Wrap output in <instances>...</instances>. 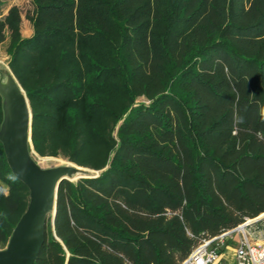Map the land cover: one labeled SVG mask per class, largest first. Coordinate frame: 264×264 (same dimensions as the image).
Masks as SVG:
<instances>
[{
	"label": "trees",
	"instance_id": "1",
	"mask_svg": "<svg viewBox=\"0 0 264 264\" xmlns=\"http://www.w3.org/2000/svg\"><path fill=\"white\" fill-rule=\"evenodd\" d=\"M30 2L0 45L34 150L98 171L61 182L34 264H180L264 211V0ZM28 203L0 141V249Z\"/></svg>",
	"mask_w": 264,
	"mask_h": 264
},
{
	"label": "water",
	"instance_id": "2",
	"mask_svg": "<svg viewBox=\"0 0 264 264\" xmlns=\"http://www.w3.org/2000/svg\"><path fill=\"white\" fill-rule=\"evenodd\" d=\"M0 69V94L3 119L0 141L14 176L29 189V203L5 248L0 249V264H34L45 241L48 216L54 221L58 189L63 180H75L83 166L43 167L33 157V113L29 98L10 68ZM78 174V175H77Z\"/></svg>",
	"mask_w": 264,
	"mask_h": 264
},
{
	"label": "built area",
	"instance_id": "3",
	"mask_svg": "<svg viewBox=\"0 0 264 264\" xmlns=\"http://www.w3.org/2000/svg\"><path fill=\"white\" fill-rule=\"evenodd\" d=\"M264 231V211L222 233L203 239L180 264H264V236L259 242H252L249 233ZM239 232L241 237L235 250L233 263L221 261L220 249L226 241Z\"/></svg>",
	"mask_w": 264,
	"mask_h": 264
},
{
	"label": "rangeland",
	"instance_id": "4",
	"mask_svg": "<svg viewBox=\"0 0 264 264\" xmlns=\"http://www.w3.org/2000/svg\"><path fill=\"white\" fill-rule=\"evenodd\" d=\"M10 5H19L24 19V22L21 25V30L23 35H27V29L26 25H29L28 20L26 19V13L32 8L30 0H4V3L0 6V17L4 15L6 12V9ZM9 44V39L7 38L5 42H3L0 45V69L3 71L8 69V60H9V55L7 53V46ZM33 157L39 162V164L43 167H54V166H61V165H66L68 163H74L72 161L67 160L64 157H55V156H48L50 158H43L47 156H40L37 153L33 152ZM76 164V163H74ZM84 171L81 172V175L83 176H91V175H97L98 171H95L93 169L83 167ZM78 175V174H77ZM76 180V179H75ZM5 191L7 192V188H5Z\"/></svg>",
	"mask_w": 264,
	"mask_h": 264
},
{
	"label": "crops",
	"instance_id": "5",
	"mask_svg": "<svg viewBox=\"0 0 264 264\" xmlns=\"http://www.w3.org/2000/svg\"><path fill=\"white\" fill-rule=\"evenodd\" d=\"M12 5L8 6L6 9V12L4 13V15L8 12V9L11 7ZM24 17L22 19V23L24 22ZM27 19V18H26ZM28 20V19H27ZM29 25H26V29H27V35H22L24 37H29L32 35L33 33V29H32V25L31 22L28 20ZM22 25V24H21ZM22 32V30H21ZM264 236V231H258V232H254V233H249V237L251 239L252 242H259L262 240ZM241 237V234L239 232H235L234 235L232 237H230L225 245L220 249L221 251V261H227L229 263H233L235 260V250L239 244V239ZM216 264H220V263H216Z\"/></svg>",
	"mask_w": 264,
	"mask_h": 264
},
{
	"label": "bare ground",
	"instance_id": "6",
	"mask_svg": "<svg viewBox=\"0 0 264 264\" xmlns=\"http://www.w3.org/2000/svg\"><path fill=\"white\" fill-rule=\"evenodd\" d=\"M48 157V156H47Z\"/></svg>",
	"mask_w": 264,
	"mask_h": 264
}]
</instances>
